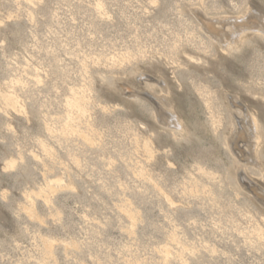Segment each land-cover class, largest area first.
<instances>
[{
	"label": "rangeland",
	"instance_id": "374dc122",
	"mask_svg": "<svg viewBox=\"0 0 264 264\" xmlns=\"http://www.w3.org/2000/svg\"><path fill=\"white\" fill-rule=\"evenodd\" d=\"M0 264H264V0H0Z\"/></svg>",
	"mask_w": 264,
	"mask_h": 264
},
{
	"label": "bare ground",
	"instance_id": "6f19581e",
	"mask_svg": "<svg viewBox=\"0 0 264 264\" xmlns=\"http://www.w3.org/2000/svg\"><path fill=\"white\" fill-rule=\"evenodd\" d=\"M260 17H261V16H260ZM218 18L220 19V17H218ZM234 18H235V17H234ZM235 19H237V18H235ZM261 19H262V18H261ZM237 20H238V19H237ZM254 20L256 21V19H254ZM213 21H214V18H213ZM221 22H223V21H221ZM238 22H239V21H238ZM208 23H209V24H213V25H214V24H216V25L218 24V23H213V22H208ZM220 24L223 25V23H220ZM243 24H244V23H243ZM240 25H241V24H240ZM209 26H210V25H209ZM217 26H218V25H217ZM220 27H221V26H220ZM233 28H234V27H233ZM210 30H211V29H210ZM232 33H233V32H232ZM243 33H244V32H243ZM250 33H251V32H250ZM237 34H238V33H237ZM248 34H249V33H248ZM224 45H225V44H224ZM155 101H156V100H155ZM161 104H162V103H161ZM250 119H251V121H252V123H253L252 125L255 126V124H256V123H255V119H254L253 117H250ZM174 120H176V119H174ZM177 121H178V120H177ZM251 121H250V122H251ZM178 125H179V124H178ZM254 126H253V127H254ZM254 128H255V127H254ZM252 130H253V129H252ZM253 138H254V139H252V140H253V142H254V145H256V142H257L258 137L255 136V137H253ZM226 147H227V146H226ZM251 147H252V146H251ZM245 149H246V148H245ZM249 150H253V148H252V149L250 148ZM248 152H249V151H248ZM250 152H251V151H250ZM252 152H253V153H252ZM252 152H251L252 154L255 153L254 151H252ZM237 162H238V161H237ZM238 163H239V162H238ZM252 164H253V163H252ZM252 166H253V165H252ZM241 167H242V165H241ZM246 176H247V175H246ZM254 180H255V179H254ZM257 184H258V183H257ZM261 187H262V186H261Z\"/></svg>",
	"mask_w": 264,
	"mask_h": 264
}]
</instances>
